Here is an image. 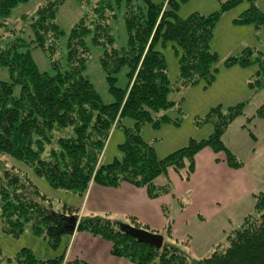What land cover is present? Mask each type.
<instances>
[{"label": "trees", "instance_id": "trees-1", "mask_svg": "<svg viewBox=\"0 0 264 264\" xmlns=\"http://www.w3.org/2000/svg\"><path fill=\"white\" fill-rule=\"evenodd\" d=\"M28 1L0 0V28L8 22L14 8ZM65 1L45 0L32 14L18 18V22L28 23L32 38L26 42L11 32V40L0 46V67L7 70L10 79L0 80L1 232L19 239L28 231L53 251L52 257L38 258L28 248L11 256L3 255L0 250V264L3 261L7 264H88L79 259L65 260L72 235L66 230L70 217L78 219L75 231L106 240L113 256L133 264H264L262 192L252 195L253 213L243 217L238 229L227 233L226 247L214 250L208 257L192 259L171 237L172 224L167 216L164 230L173 242L162 235L163 244L157 249L123 232L122 223L117 220L79 217L80 207L75 206L62 205L54 211L51 200L41 193L28 174L7 167L6 160L11 158L29 168L49 187L70 191L80 199L90 184L115 188L122 183L145 188L148 197L153 199L170 192L169 185H156V179L169 168L188 179L194 172L195 155L206 147L213 152H224V162L229 168L243 166L227 148L223 136L231 123L244 115V102L226 109L221 105L211 108L197 123H210V135L190 140L163 158H158L151 144L140 135V128L145 124L157 127L178 123L163 114L174 107V102L169 100L170 93L200 82L205 87L213 83L218 57L209 50V43L215 23L221 13L237 6L241 0H217L220 12L207 16L193 13L184 19L177 11L188 0H164L161 4L150 0L92 3L77 0L87 10L71 28L63 57L60 39L64 33L56 17ZM249 1L250 6L234 22L264 28V12L257 9L256 0ZM122 3L125 4L123 20L127 41L125 47L116 48L112 25ZM87 40L91 46L102 48L99 63L112 103L102 102L85 75L90 56ZM167 43L177 58V84H170L164 57L158 50ZM30 46L39 48L48 58L52 75L38 70L31 58ZM225 65L243 69L255 65L257 69L248 86L253 92L264 90V53L245 48L239 55L229 57ZM124 67L127 83L125 88H119L117 75ZM125 118L133 120L132 127H122ZM255 118L264 122V104L243 126L253 140L256 137L248 125ZM117 128H122L124 134L118 146L121 158L101 163L106 142ZM128 219L129 226L159 234L134 217Z\"/></svg>", "mask_w": 264, "mask_h": 264}, {"label": "rangeland", "instance_id": "rangeland-1", "mask_svg": "<svg viewBox=\"0 0 264 264\" xmlns=\"http://www.w3.org/2000/svg\"><path fill=\"white\" fill-rule=\"evenodd\" d=\"M44 1L29 0L14 8L8 22H6L4 27L0 28V46L11 40V32L17 33L26 42L32 38L30 29L27 26L28 23L23 24L18 22V18L25 14H32ZM94 1L96 0H91V3ZM150 1L154 4L164 2V0ZM249 6V0H241L237 6L221 13L215 23L213 36L209 43V50L218 57L216 64L217 72L213 83L205 87V84L200 82L195 86H189L170 93L169 100L174 102V107L168 109L163 114H166L171 121L175 122L177 120L178 123L176 125L166 123L157 127L145 124L140 128V135L144 141L151 144L156 156L163 158L175 150L186 146L190 140H200L210 135L212 132L210 123L200 125L197 123L207 115L211 108L221 105L223 109H226L229 106L244 102V115L238 117L231 123L223 136V141L227 148L245 165L247 168L246 171L250 174L251 182L257 187V191L264 193V122L255 118L248 125L256 140H253L243 128L244 124H246V119L253 116L255 111L264 104V90L253 92L248 86V81H250L257 67L251 65L242 69L237 65H225V61L229 57L239 55L245 48H255L264 53V28L257 29L251 24H236L234 22ZM255 6L259 11L264 12V0H256ZM220 7V3L217 0H188L179 6L177 15L182 19L187 18L193 13L207 16L220 12ZM124 8L125 4L122 3L121 7L116 10V20L112 25L115 38L114 46L116 48L125 47L127 41L123 20ZM86 10L87 7L80 5L77 0H66L59 7L56 22L64 33L60 39L63 57H65V45L69 32ZM20 29H22V32H20ZM87 43L90 46V56L85 75L100 96L102 102L104 104L112 103L113 97L108 93L104 73L99 63L102 48L91 46L89 40H87ZM32 47L30 46V55L38 70L52 75L53 70L51 69L48 58L39 48ZM158 50L164 57L170 84H177L179 68L171 44L167 43L164 47L159 46ZM126 71L127 69L124 67L117 75L116 86L119 88H125L126 86ZM0 80L6 82L10 80L7 70L1 67ZM133 123V120L125 118L122 121V127H132ZM123 140L124 134L122 128H117L111 132L106 142L103 155L100 158L101 163H110L115 159L121 158L118 146ZM213 159L214 161L217 159L216 163L219 161L224 162L225 153L222 151L213 152ZM6 165L7 167H14L18 171L28 174L31 181L38 187L41 193L51 200L54 211H58L62 205L79 207L82 203V200L70 191L49 187L43 179L34 176L29 168L22 163L10 158L6 160ZM210 168L207 169L210 170ZM168 171L169 173H167ZM167 172L164 174L165 176L163 175L164 177L162 179L170 184V192L172 193L179 191L183 187L190 190L192 183H195L193 182L195 175L197 176L196 181L203 179L201 176L202 173L195 172L188 179H184L171 168ZM172 172L179 176L178 182H183V187H179L176 179L172 180L170 178V173ZM216 173V177L221 176L225 178L229 176V174L227 175L225 172H221L220 169ZM197 183L199 184L201 181H197ZM213 188H217L214 183ZM207 191L212 195L214 193L211 188ZM176 201L171 200L169 197L166 201L167 205L164 208V213L169 221H171V237L179 242L176 244L177 247L192 259L208 257L214 250L226 247L227 233L233 229H238L243 219L241 216L234 215L230 217V221L227 220V225L224 218H222L224 222L221 221V218H217L205 220L200 225L199 222H196V216H193L192 219L190 217L187 220V224L183 223L178 225L179 227L174 228L178 216H188V210H190L189 194H186L180 200L182 204H179V206ZM247 202L245 201V203ZM181 205L184 206L182 209L180 207ZM251 205L250 203L248 214L253 213ZM82 215H79V217ZM99 215H102L99 217L117 220L124 225L130 224L129 219L120 213L117 214L114 212L113 215H107L104 212H100ZM160 235H164L165 240L173 242V238H168L165 230H161ZM22 248L31 249L38 258L52 257L50 255H53V251L41 239L32 236L28 231L19 239H14L1 232L0 224V250L3 255L11 256ZM1 264L7 263L3 261Z\"/></svg>", "mask_w": 264, "mask_h": 264}, {"label": "crops", "instance_id": "crops-1", "mask_svg": "<svg viewBox=\"0 0 264 264\" xmlns=\"http://www.w3.org/2000/svg\"><path fill=\"white\" fill-rule=\"evenodd\" d=\"M216 160L213 159L211 149L206 147L200 150L194 157V172L192 174L195 172L202 173L203 179L197 180L201 183H197V176L195 175L193 181L195 183H192L190 190L185 189L183 182H178L179 176L172 172L170 178L172 180L176 179L179 187L183 188L177 192H169L153 199L148 197L145 188L134 187L129 183H122L115 188L90 184L86 195L81 199L79 215L102 216L99 215L100 212L107 215H113L116 212L117 214H123L125 218L134 217L137 221L148 225L151 230L158 231L160 234V231L164 230L167 224L164 213L167 199L170 197L173 201L177 200L179 206L180 200L186 194H189L190 210H188V216H178L174 228L183 223L187 224V220L190 217L192 219L193 216H196V222H199L200 225L205 220L217 218H221V221L224 218L227 225V220L230 221V217L236 215L243 218L248 214L250 203L253 209L252 195L260 191H257V187L251 182L250 174L246 171L247 168L244 164L238 170H233L225 162L219 161L216 163ZM209 167H211L210 170L207 169ZM218 169L227 175L229 174V176L225 178L216 177ZM164 176L162 175L156 179L155 184L170 186L162 179ZM213 183L217 186L216 189L213 188ZM210 188L214 191L213 195L207 191ZM245 201L248 202L245 203ZM179 211L181 212L180 209ZM110 249L111 245L106 240L86 232L74 231L68 239L65 260L79 259L88 264H133L126 259L113 256Z\"/></svg>", "mask_w": 264, "mask_h": 264}, {"label": "water", "instance_id": "water-1", "mask_svg": "<svg viewBox=\"0 0 264 264\" xmlns=\"http://www.w3.org/2000/svg\"><path fill=\"white\" fill-rule=\"evenodd\" d=\"M78 219L76 217H70L67 224L66 230L68 234H73L76 230ZM121 230L129 236L135 238L139 242H145L160 249L163 244V236L158 233H152L144 229L135 228L129 225L121 224Z\"/></svg>", "mask_w": 264, "mask_h": 264}]
</instances>
